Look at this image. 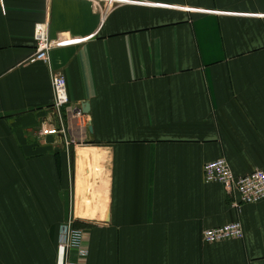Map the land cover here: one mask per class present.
Listing matches in <instances>:
<instances>
[{
	"label": "crops",
	"instance_id": "1",
	"mask_svg": "<svg viewBox=\"0 0 264 264\" xmlns=\"http://www.w3.org/2000/svg\"><path fill=\"white\" fill-rule=\"evenodd\" d=\"M43 22L64 138L40 135L61 123L29 61ZM218 159L264 168V0H0V264H58L69 221L79 264H264V201L205 184Z\"/></svg>",
	"mask_w": 264,
	"mask_h": 264
},
{
	"label": "built area",
	"instance_id": "2",
	"mask_svg": "<svg viewBox=\"0 0 264 264\" xmlns=\"http://www.w3.org/2000/svg\"><path fill=\"white\" fill-rule=\"evenodd\" d=\"M35 51L30 62H40L50 70V84L53 93L52 110L61 121L59 127H48L40 130L42 136L64 138L66 132L62 123V110L69 104L66 81L62 74L51 69L50 52L53 41L49 38L47 22L36 24L33 31ZM74 117L83 123L80 109L74 111ZM68 145V142H65ZM205 184H220L226 192H236L240 205H252L264 201V168L255 170L244 176L235 177L224 159L209 162L203 167ZM236 206V205H235ZM244 237L240 223L234 222L225 226L205 230L201 240L204 244H216L230 240H241ZM87 249L83 245L82 231L74 229L69 221L60 229L58 264H79L87 258Z\"/></svg>",
	"mask_w": 264,
	"mask_h": 264
},
{
	"label": "water",
	"instance_id": "3",
	"mask_svg": "<svg viewBox=\"0 0 264 264\" xmlns=\"http://www.w3.org/2000/svg\"><path fill=\"white\" fill-rule=\"evenodd\" d=\"M88 105L87 104H84V106L82 107V111L83 113H87L88 112Z\"/></svg>",
	"mask_w": 264,
	"mask_h": 264
}]
</instances>
